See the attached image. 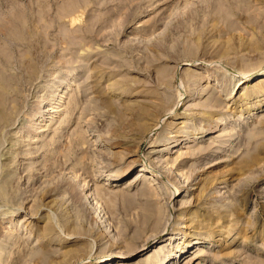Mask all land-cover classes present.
Returning a JSON list of instances; mask_svg holds the SVG:
<instances>
[{
  "label": "rangeland",
  "instance_id": "374dc122",
  "mask_svg": "<svg viewBox=\"0 0 264 264\" xmlns=\"http://www.w3.org/2000/svg\"><path fill=\"white\" fill-rule=\"evenodd\" d=\"M37 1L0 0V264H264V0H41L36 59Z\"/></svg>",
  "mask_w": 264,
  "mask_h": 264
},
{
  "label": "bare ground",
  "instance_id": "6f19581e",
  "mask_svg": "<svg viewBox=\"0 0 264 264\" xmlns=\"http://www.w3.org/2000/svg\"><path fill=\"white\" fill-rule=\"evenodd\" d=\"M15 7L14 11H13V8ZM13 8L10 9L8 11V19L6 20L5 18H2L0 16V28H2L7 34H9L12 39L16 38V40L18 41L19 39L23 38L21 32H22V28L25 26L28 28V25H27V21L24 22L25 18H27V15L28 13H25L26 11L23 10H20L19 12L16 11L17 9V5H13ZM30 8L31 9H35V12L33 15L34 17L38 18L39 19L43 16H45L46 13H50V7L47 8L46 5H44L42 3L41 0L37 1V2H33L30 4ZM74 10V5L71 4V3H66L64 5H61L60 8H59V12L60 14H67L69 12H73ZM59 15V16H61ZM38 23L35 25V31H32L29 30V29H26V32H28L29 30V36H31V38L29 39L31 42H32V45L33 47H31V49H33L34 51H36V55H35V58L36 57H39V56H42L43 52H44V49L45 48H48V44L46 42V35H47V28H49V23H45V21L42 22V20H37ZM70 22V21H69ZM42 23V24H40ZM58 26V25H57ZM46 28V29H45ZM63 36H64V39L66 40L65 42L69 41L72 34L68 31V30H65L63 31ZM15 40V39H14ZM63 42V41H62ZM63 44V43H62ZM51 45V44H50ZM64 48H66L67 46H63ZM33 51V52H34ZM47 52V51H46ZM50 52V51H49ZM47 52V54L49 53ZM46 54V55H47ZM2 56V55H1ZM49 56H47L48 58ZM37 59V58H36ZM258 79H256L257 81L256 82H264V77H257ZM65 81V80H64ZM255 82V83H256ZM67 83V82H66ZM65 84V83H64ZM257 87H261L260 89L263 90L264 89V84H261L259 83V85ZM57 88V87H56ZM231 89V88H230ZM252 89V88H251ZM56 91V90H55ZM66 92V91H65ZM264 93V92H263ZM59 96V95H58ZM62 98V97H61ZM56 101V100H55ZM60 101V100H59ZM60 105V104H59ZM56 106V105H55ZM55 106H50V108H47L46 110L49 111V112H58L60 110V108H55ZM222 118V117H221ZM222 120V119H221ZM223 122V121H222ZM221 122V123H222ZM179 135V134H178ZM193 140V139H192ZM194 141V140H193ZM176 149V148H175ZM156 150V149H155ZM115 172V171H114ZM137 175H142V172H138ZM147 178H154L152 174H149V175H146ZM110 178L112 179H119L120 178V174H114V173H111L110 174ZM115 181V180H114ZM196 239V238H195ZM183 241V240H182ZM178 245V244H177ZM160 247V246H159ZM184 248V247H183ZM160 251V250H159ZM162 251V250H161ZM162 253V252H161ZM172 253V252H170ZM173 254V253H172ZM202 254V250H198L193 257H191L189 260H192L196 257H198L199 255ZM158 255V254H157ZM169 256V255H168ZM169 259V258H168ZM112 260V257L111 259L109 258L108 260H106L105 262L107 261H110ZM151 261V260H150ZM154 261V260H153ZM161 263L163 262V259L160 260ZM165 261V260H164ZM169 263H172L174 262V257L170 259V261H168ZM108 264V263H106Z\"/></svg>",
  "mask_w": 264,
  "mask_h": 264
}]
</instances>
